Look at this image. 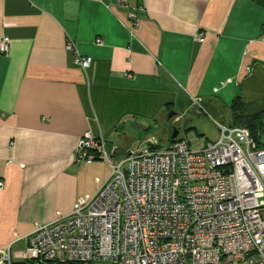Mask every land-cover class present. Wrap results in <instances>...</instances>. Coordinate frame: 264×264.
Here are the masks:
<instances>
[{"label": "crops", "instance_id": "0c3cea01", "mask_svg": "<svg viewBox=\"0 0 264 264\" xmlns=\"http://www.w3.org/2000/svg\"><path fill=\"white\" fill-rule=\"evenodd\" d=\"M263 27L264 0H0V249L107 181V164L75 159L86 132L122 157L192 98L214 114L264 104Z\"/></svg>", "mask_w": 264, "mask_h": 264}, {"label": "built area", "instance_id": "2783aa9c", "mask_svg": "<svg viewBox=\"0 0 264 264\" xmlns=\"http://www.w3.org/2000/svg\"><path fill=\"white\" fill-rule=\"evenodd\" d=\"M128 18L137 21L134 9ZM65 49L90 67L72 41ZM192 106L207 114L201 98ZM215 124L219 138L198 151L181 138L162 149L149 137L118 159L86 132L75 159L104 162L109 178L71 213L38 226L22 251L0 249V264H264V145L245 127Z\"/></svg>", "mask_w": 264, "mask_h": 264}, {"label": "rangeland", "instance_id": "374dc122", "mask_svg": "<svg viewBox=\"0 0 264 264\" xmlns=\"http://www.w3.org/2000/svg\"><path fill=\"white\" fill-rule=\"evenodd\" d=\"M249 104L251 111H258L264 108V104ZM195 110H198L193 106ZM190 109V108H189ZM172 110L165 111L163 119L156 125L152 126V131L147 135L142 134L140 140H136L132 150H137L140 144L146 140V138L154 137L158 142L159 148L165 149L170 145V138L172 136L173 130L178 131V138H181L189 142V146L193 150H200L206 142H214L219 138V132L216 127V122L230 126L231 122L229 119L228 111H221L219 114H214L212 111L206 109L207 114L199 113L198 111L192 112L189 110L188 113L183 114V111L178 110L175 112L176 115L168 119V115ZM187 112V111H184ZM183 114V115H182ZM177 115H182L181 122L175 123L174 117ZM246 128V127H245ZM264 141V137H262ZM115 158H121L120 155H115Z\"/></svg>", "mask_w": 264, "mask_h": 264}, {"label": "trees", "instance_id": "16d2710c", "mask_svg": "<svg viewBox=\"0 0 264 264\" xmlns=\"http://www.w3.org/2000/svg\"><path fill=\"white\" fill-rule=\"evenodd\" d=\"M229 119L232 126L246 127L257 143L264 145V141H262V137H264V108L253 112L248 103L244 102L240 96H236L229 110ZM177 138L174 140L170 138V142L176 141Z\"/></svg>", "mask_w": 264, "mask_h": 264}, {"label": "water", "instance_id": "95a60500", "mask_svg": "<svg viewBox=\"0 0 264 264\" xmlns=\"http://www.w3.org/2000/svg\"><path fill=\"white\" fill-rule=\"evenodd\" d=\"M193 111H195V109L193 110ZM176 113L175 112H170L169 113V115H168V119H170L172 116H174ZM178 137V131L176 130V129H174L173 130V133H172V136H171V140H174V139H176ZM114 155H116L115 154V152L113 153Z\"/></svg>", "mask_w": 264, "mask_h": 264}]
</instances>
